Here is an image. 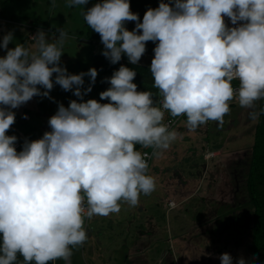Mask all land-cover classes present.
I'll return each instance as SVG.
<instances>
[{"label": "clouds", "instance_id": "9594fccd", "mask_svg": "<svg viewBox=\"0 0 264 264\" xmlns=\"http://www.w3.org/2000/svg\"><path fill=\"white\" fill-rule=\"evenodd\" d=\"M86 4L88 0H68L69 7ZM83 17L99 34L102 55L113 65L122 55L135 65L146 43L156 44L150 72L160 106L151 92L138 91L136 72L124 65L105 77L110 87L99 95L108 103L84 101L98 72L90 68L71 74L61 66L67 39L63 29L49 39L36 28L31 47L9 48L14 34L6 32L0 38V50L6 53L0 56V264H16L17 254L23 264L58 259L71 264L72 248L87 239L85 203L91 219L118 213L122 201L134 207L141 194L153 192L155 180L147 174L142 152L148 151L150 159L153 150L158 155L176 140L177 132L164 123L166 113L186 116L187 127L194 130L208 121L223 123L229 102L237 98L251 120L260 115L256 102L264 99V0H161L147 9L142 22L130 0H100ZM130 21L135 22L131 31L125 27ZM85 76L90 78L87 88ZM54 85L72 91L80 102L58 103L48 120L51 130L42 138L25 139L18 152V138L6 134L15 123L13 109L35 96L54 100ZM136 145L148 149L138 151ZM217 155L219 149H207L204 157ZM174 207L168 200L167 208ZM218 259L233 264L228 253ZM237 264L247 262L240 257Z\"/></svg>", "mask_w": 264, "mask_h": 264}, {"label": "rangeland", "instance_id": "374dc122", "mask_svg": "<svg viewBox=\"0 0 264 264\" xmlns=\"http://www.w3.org/2000/svg\"><path fill=\"white\" fill-rule=\"evenodd\" d=\"M36 3L27 7L24 3L4 4L0 0V38L6 32L12 31L14 40L9 48L16 44L31 47L34 44L32 35L37 31L32 29L29 32L28 27L33 22H36L33 28L50 32L49 39L59 35L57 29H63L67 33V39L63 47L61 66L66 67L71 74L86 73L92 68L87 52L90 47L77 39L84 28L82 10L79 16L77 12H72L75 8L68 6V0H37ZM56 15L61 16L60 19L53 17ZM44 21L47 25H40ZM5 54L0 50V56ZM149 60L143 55L139 62L151 64L152 59ZM84 81L83 87L87 88L89 77L85 76ZM232 84L238 85L239 82L233 81ZM50 96L54 100L35 96L26 104L13 109L15 123L6 134L15 135L20 143H24L25 139L31 141L42 138L44 132L51 130L48 120L56 113L58 103L67 107L71 100L80 102L72 91L66 92L59 85H54ZM88 99H93L91 92L84 96V101ZM231 103L235 106L230 105V111L224 116L223 123L208 121L191 130L186 121H178L171 130L177 133L181 131L182 140L192 139L193 144L181 160L177 158L180 162L176 164V170L169 169L156 174L161 159L159 154L153 155L147 174L154 178L155 190L148 195L141 194L138 205L134 207L120 202L127 213L124 210L118 213L117 218L121 219L118 223L121 227L119 230L115 226L111 228L114 220L107 224L108 216H100L99 230L107 231L111 238L102 237L105 231L98 236L92 233V221L88 219L84 227L87 239L82 245L72 248L71 264H127V259L131 258L134 262L128 264H221L218 257L224 253L230 254L233 264H237L238 258L247 257L252 214L251 206L246 202L248 195L244 179L247 176L246 166L253 141L251 133L256 120L249 118V109L241 108L237 98L229 102ZM207 149H219L220 155L206 160L204 154ZM195 172L198 174L194 176ZM189 173L199 181L198 188L197 182L189 177ZM183 179L193 183L177 190L179 184L176 180ZM179 191L186 195L194 193L181 204ZM168 199L175 203L174 208H167ZM202 199L204 204L207 202V208L201 203ZM156 206L163 209V212L154 209ZM144 212L153 215L150 226L142 218ZM164 215L169 217L168 221ZM180 221H183L182 226ZM141 225L147 228L143 229L147 232L150 228L155 229L150 236L157 239V248L151 249L147 235L141 237L138 234ZM171 227L173 235H169ZM114 236L118 241L116 243L112 238ZM118 237L122 238L119 240ZM88 243L94 246L90 248ZM131 244H140L142 251L135 248L129 253L128 247ZM207 254H211V257ZM53 264L56 262L53 261Z\"/></svg>", "mask_w": 264, "mask_h": 264}, {"label": "trees", "instance_id": "16d2710c", "mask_svg": "<svg viewBox=\"0 0 264 264\" xmlns=\"http://www.w3.org/2000/svg\"><path fill=\"white\" fill-rule=\"evenodd\" d=\"M4 4H9L12 2L15 3H24L25 6L30 7L34 6L37 3V0H2ZM100 2V0H88V4L85 6H74L75 9L72 10V12H77L78 16L81 14L82 10V21H83V31H80L79 37L77 39H80L81 42L87 46L90 47V50L87 49L88 54H89V63L91 62L92 68H96L98 75L96 78V82L92 87L91 95L94 99L98 100L101 103H108V100H101L100 99V93L102 91H105L110 87L109 83L105 81V77H111L113 72L117 70V68L120 65V62L113 65L110 63L108 59H106L103 55L102 52L104 50V46L101 43V39L98 33H95L92 31V29L87 25L86 21L84 20L83 17V12L93 6L95 3ZM161 0H130V5H131V11L134 13L139 14L140 22H142L143 15L147 11L149 7L151 8H156L159 6V3ZM164 2H169V0H164ZM68 16H70V13L68 12ZM55 19H60L61 16L56 15L53 16ZM19 23V22H18ZM36 24V22H33V24L28 27L29 32L32 31L33 25ZM40 25L46 26L47 22H43ZM125 27L131 31L135 28V22H126ZM56 32V31H54ZM50 33V32H48ZM31 40V39H29ZM158 43V42H157ZM156 44L153 43L152 41H149L146 43V52L145 53H154L153 49L155 48ZM145 56V55H144ZM145 58H147L145 56ZM122 59L124 60V66L131 68L133 71L136 72V77L133 81L138 86V91H148L152 93V98L154 101L155 106L158 104V92L159 90L154 87V78L151 75L150 72V66L148 64H142V62H138L137 64L133 65L128 62L127 56L122 55ZM90 82V78H89ZM87 85V83H86ZM257 103V111L260 112V115L258 119L256 120V124L253 126V131H252V138L253 141L251 143V152H250V157L247 162L246 166V178L244 179L245 183V188L247 191L248 195V204L251 206V226H250V232H251V240L249 244V250H248V255L245 258V261L248 264H264V99H261L260 101L256 102ZM229 105H232L233 107L235 106L234 103H231ZM238 107V106H236ZM187 120L186 116H184L180 121L183 123ZM178 123V122H177ZM176 123V124H177ZM172 129V128H171ZM170 129V130H171ZM180 132L177 133V138L174 140L168 149L166 150H160L159 151V158L161 159L160 161V166L158 167L159 169L155 172L156 174L159 173L160 171L167 172L169 169H174L176 170V164H178L180 161L177 158H180V160L184 157L187 151L190 150L193 140L191 139L188 141L187 139L182 140V135ZM180 136V140H178ZM17 142L20 144V149L22 150V145L23 143H20V141L17 140ZM151 148V147H150ZM148 148H141L140 145H136V150L138 151H143L147 150ZM153 150V148H151ZM154 151V150H153ZM153 151H152V156H153ZM151 158L148 161V167L151 162ZM198 173L195 172L194 176L197 175ZM189 177H191L195 183L198 181L195 178H193V175L189 173ZM179 185H177L179 190L182 186L185 187L189 184H192L193 181L191 180H176ZM199 183H196V188H198ZM194 192H191L192 194ZM188 194V195H190ZM183 196H188L185 193L182 192ZM169 200V199H168ZM168 200H166V205L168 203ZM204 202V199H202V204ZM185 203V201L183 202ZM207 203V202H206ZM206 203L204 206L207 205ZM121 206V204H120ZM154 209H158V206H156ZM122 210H124V213H127L126 209H121L118 213H120ZM118 213H111L108 215L109 220H107V224L110 221H113L116 225L121 221L120 218H117ZM97 216L92 217V222ZM221 218V217H219ZM181 225L183 221H180ZM148 226H150L151 221L149 222L147 220ZM115 225V226H116ZM144 229H147L144 227ZM143 230V229H141ZM143 232V231H142ZM126 232L123 234L125 236ZM122 236V237H123ZM121 237V238H122ZM128 246V245H127ZM137 248V250L142 251V246L140 244H131L128 247V252L131 253L133 249ZM256 256L258 259L253 262L252 257ZM128 263L134 262L131 260H128ZM56 264H64L63 260H56ZM127 263V264H128ZM16 264H23V257L17 254V261ZM31 264H35V262H31ZM48 264H53V261H49Z\"/></svg>", "mask_w": 264, "mask_h": 264}, {"label": "crops", "instance_id": "0c3cea01", "mask_svg": "<svg viewBox=\"0 0 264 264\" xmlns=\"http://www.w3.org/2000/svg\"><path fill=\"white\" fill-rule=\"evenodd\" d=\"M147 60H148V59H147ZM150 60H151V59H150ZM150 60H149V61H150ZM141 62H142V61H141ZM141 62H140V63H141ZM142 64H148L149 66L151 65V64L148 63V62H147V63H143V62H142ZM198 183H199V181H197V184H198ZM194 191H195V190H194ZM179 194H180V201H179V202L182 204V203H183L184 201H186V199H187L190 195H192L193 193L190 194V195H188V196H183V195H182V192L179 191ZM169 200H170V199H169ZM157 210L163 212V209H157ZM172 210H173V209H172ZM140 215H141V214H139L138 216H139V217H142V216H140ZM143 215H144V216H143L142 218H143L144 220L146 219V222H147V220L150 222L151 219H152V216H153L152 214H149L148 212H144ZM164 216H165V218H166V221H168V218H169V217H168L167 215H164ZM84 219H85V222H86V221H88L89 218L87 217V218H84ZM99 219H100V216H97L96 219H94V221L92 222V225H91V229H90V230L92 231V233H95L97 236H98V235H101V234L105 231V230H104V231L101 232V231L99 230V229H100V228H99V227H100V226H99V221H100ZM91 221H92V218H91ZM147 224H148V223H147ZM115 225H116V224L114 223V225H112L111 228L113 229V228L116 227V230L121 229V227H119V224H117L116 226H115ZM114 226H115V227H114ZM181 226H182V225H181ZM84 227H85V223H84ZM104 227H107V226H104ZM144 227H145V226H144ZM144 227L141 225L140 228H141V229H144ZM112 229H111V230H112ZM153 230L155 231V229H153ZM153 230H152V228H150V229L148 230V232L145 231V230H140V232L138 233V234L141 235V237L144 236V235H147V238L149 239V245H150L151 249H153V248H157L156 246L159 245L158 242H157V239H152L151 236H150V235L154 232ZM142 231H143V232H142ZM171 232H172V227H171L170 230H169V235H170V234L173 235ZM102 237H106V239H107V238H111L110 236L108 237V232H107V231H105V233H104V235H103ZM112 238L114 239L115 243L118 242V241H116V237H115V236L112 237ZM120 238H121V237H118L119 240H120ZM92 241H94V238H93V237H92ZM164 242H165V241H164ZM95 243H96V242H95ZM95 243H93V244H95ZM88 246H90V248H92L94 245H92V243H88ZM97 253H98L97 255L101 257V254H100L99 252H97ZM163 260H164V258L162 259L161 262H163Z\"/></svg>", "mask_w": 264, "mask_h": 264}, {"label": "built area", "instance_id": "2783aa9c", "mask_svg": "<svg viewBox=\"0 0 264 264\" xmlns=\"http://www.w3.org/2000/svg\"><path fill=\"white\" fill-rule=\"evenodd\" d=\"M224 19H225V23H226L229 27H233V25L231 24L229 18L225 17ZM144 55H145L146 57L150 58V59H153V58H154V54H151V53H145ZM121 65H124V60H123V59H121L119 67H120ZM119 67L117 68V70L119 69ZM233 81H237V82H239L238 80H233ZM233 81H232V82H233ZM233 87H234V88H235V87H238V85H237V84H233ZM160 99H161V97H160L159 92H158V104H157V107L160 106V105H159V101H160ZM183 117H184V115L177 116V117H171L169 114L166 113V114H165L164 123L168 124V125H169V128L171 129V128H173V127L176 125V123H177L179 120H181ZM15 147H16V149H17L18 152L21 150V149H20V144H19L18 142H16ZM142 155H143L144 159L146 160V163L148 164L149 152H148V151H143V152H142ZM84 207H85V212H84L82 215H83L85 218H87V215H86L87 205H86V203H85Z\"/></svg>", "mask_w": 264, "mask_h": 264}]
</instances>
